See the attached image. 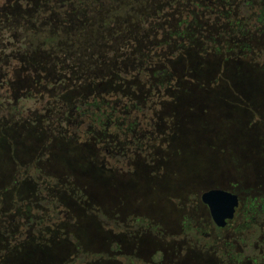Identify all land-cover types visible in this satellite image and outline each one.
<instances>
[{"label":"trees","instance_id":"obj_1","mask_svg":"<svg viewBox=\"0 0 264 264\" xmlns=\"http://www.w3.org/2000/svg\"><path fill=\"white\" fill-rule=\"evenodd\" d=\"M261 28L264 0H0L2 116L41 117L42 155L70 176L78 169L114 177L91 155L130 168L126 158L132 146L141 149L154 111L180 89L174 62L205 61ZM27 169L47 177L36 161Z\"/></svg>","mask_w":264,"mask_h":264},{"label":"rangeland","instance_id":"obj_2","mask_svg":"<svg viewBox=\"0 0 264 264\" xmlns=\"http://www.w3.org/2000/svg\"><path fill=\"white\" fill-rule=\"evenodd\" d=\"M261 30L263 32L259 30L251 36L231 40L228 51L220 54L210 52L205 56V61L188 56L174 62L180 89L171 95L170 93L165 95L160 107L157 106L158 108L154 111L152 133L155 136L150 143L153 151L150 153L151 158L143 157L146 154L142 152L141 155L135 157L129 169L120 168L118 170L110 165L107 166L101 152L95 154L96 156L91 155L93 160L96 159L95 157H100L99 160H102L106 169L108 167L114 169V177L111 178L107 173H103L102 176L94 173L85 174L78 169L73 170L74 173L70 176L68 172L62 171L65 169L64 164L60 161L49 160L50 155H42L48 138L45 135L46 128L43 126L44 122L41 117L35 121L33 117L18 114L9 117L2 116V50H0V264L4 256L2 251L15 240L17 235V228L14 225L19 223V220L25 219L24 215L19 217L20 211L23 210L24 213L25 207L34 203L33 212L45 214L43 208L41 210V207L36 206L38 205L35 203L37 192L34 191L44 182L52 189L84 190L88 198L97 202L99 207L101 206L99 209L103 207L104 211L99 210L100 215L108 218L107 216L117 215L115 205H123L136 188L140 193L135 196L136 200L140 199L139 205L143 207L141 193L146 191L144 187L149 181H158L161 188L168 192L173 190L171 200L175 205L176 203L179 205V210L183 215L190 218L195 217L197 210L198 221H206L204 210L195 206L197 198L195 190L202 188V184L199 183L198 186L196 182L203 179L202 182L205 185L236 188L238 178L235 175L237 176V169L240 165L238 156L246 163L256 158L252 149L258 139L264 138V28ZM243 43H249L250 50L243 52L237 48ZM188 70L190 73L185 76ZM203 101L211 105L202 104ZM24 104L27 109L35 108L32 102L28 101ZM47 115L48 113L42 117L49 120ZM206 119L210 124L208 127H203V121ZM240 124L247 129L245 132L247 143L241 151L236 144L234 134V132L237 134ZM229 133L232 138L229 137ZM196 139L198 140L195 157L198 158H193L191 148ZM210 142L212 145L209 146ZM81 154L86 161L90 157L86 149ZM194 159H197L199 163L194 164ZM30 160L36 161L43 170H47L45 172L50 178L55 179L52 180L51 185L49 181L33 177L34 172L27 169V165L32 164ZM70 163L72 166V161ZM249 172L250 167L244 170V173L248 175ZM258 173L261 171L255 174ZM249 182L250 180H244L243 186L247 187ZM255 188L260 189V186L255 185ZM254 192L256 194L260 192L263 195L255 194L251 198L264 199V190ZM59 197L58 202L63 204L62 201L65 200L64 204L68 202L77 210H74L77 214L73 216V222L70 223L75 227H71V232L67 234V238L69 234L71 237L70 240L66 239L70 245L63 243L66 238H63L62 234L64 229H60L61 233L55 230L53 235L50 232L52 228H43V232L40 233L41 241L43 238L45 241L47 235H53L51 238H54L56 242L54 248L48 250L33 247L32 251L36 257L26 256L27 259L25 258L22 264H48L50 260H53L54 264H112V262L116 264V260L120 263L123 261L125 264L128 259L143 262L141 258H136L130 253L131 237L122 234L126 231L116 232L112 227L110 228L111 223L100 220V217L95 214L99 213L93 211L95 208L88 211L81 203L75 204L73 195L62 192ZM120 199L126 201L120 202ZM134 199L131 201L133 204L136 203ZM247 199H243V202H247ZM33 212L28 211V214ZM56 214L62 215L59 211ZM79 214L82 216L78 219ZM26 219L30 218L27 216ZM110 220L113 221V218ZM126 220L123 222L125 225L129 224ZM43 221H47L45 216H43ZM93 223L100 226L102 231L99 232L94 228ZM239 224L240 221L236 220L232 230ZM123 226L122 229L127 228ZM229 233L232 234V231ZM261 234L257 235L261 237ZM111 235H118L120 239L118 245L113 243L114 237ZM114 245L119 248L120 256L117 259L114 254L109 256L107 254ZM77 250L84 252L85 255L74 258L73 254ZM14 256L15 254L12 255ZM11 259L9 257L5 262L18 264V258Z\"/></svg>","mask_w":264,"mask_h":264},{"label":"flooded vegetation","instance_id":"obj_3","mask_svg":"<svg viewBox=\"0 0 264 264\" xmlns=\"http://www.w3.org/2000/svg\"><path fill=\"white\" fill-rule=\"evenodd\" d=\"M202 104H207V106L211 105V103H206L204 101ZM219 114L221 115V113ZM225 118L229 119V117ZM203 123V127H208L210 124L207 122V119L204 120ZM239 126L240 127L237 128V134L235 132L234 134L236 135V144L239 146L241 151L243 150L241 148L246 146L247 143L245 138V132L247 129H245L242 124ZM152 129L153 125L146 126L143 133L144 141L141 145V149L139 145L132 146V150H130L129 156L126 158L129 165L134 163L135 157L139 154L141 155L142 152L146 154V156L143 157L148 158L151 156L150 153L153 151L150 143L155 136V134L152 133ZM229 137L232 138L230 133ZM197 140L198 139L193 142L191 148L193 158H198L195 157ZM202 141L203 140H201V142ZM208 145H212V142ZM252 151L256 154L257 159L252 158L248 163L243 160L241 161L238 156L240 165L239 169H237V176L235 175V177L238 178L236 188L229 189L224 186H211L210 184L205 185V183L202 182L203 179L199 180L198 178L199 181L196 182V184L198 186L199 183L202 184V188H196L197 190H195L197 197L195 199V206L196 208L200 207L204 210L206 221H198L197 210L195 217L191 216L190 218L183 215L179 210V205H177V203L175 205L171 200L173 190L172 192L166 191V189L160 187L158 181H149V183H147L144 187L146 191L141 193V199L144 202L143 207H140L141 205H139L140 199L137 198L138 200H136L135 197L140 194L137 188L135 189L136 192L134 191L130 194L127 201L120 199V202L123 200L126 202L123 205H115V213H117V215L113 217L107 216L108 220H106V222H110V228L112 227V229L116 232H121L122 230L126 231L122 232V234L123 236L127 235L128 237H131L130 253L136 258H141L143 260L142 262L136 260L131 261V259H128L125 264H264V199L261 197L251 198L256 194L254 191L264 190V138L256 141L255 147ZM207 152L209 153V150ZM123 161H125V159H123ZM117 162L122 161L117 160ZM30 163H33V160H30ZM193 163L198 164L199 162L197 159H194ZM254 163L257 164L255 165ZM118 164L119 163H116V168ZM30 165L31 164H28L27 166ZM249 167L250 172L248 175V173H244V170ZM259 170L261 173L256 175L255 173ZM45 174L49 177L47 173ZM47 177L37 176L36 179L41 178L44 181H49L51 185L54 178L49 179ZM244 180H250L247 186L248 188L243 186ZM46 185L47 183L44 182L43 185H40L39 188H35L34 190L37 192V202L35 203L38 205L36 206L41 207V210L43 208V210H45V214L43 212L40 214L37 211L34 213L32 210L34 203L32 205H27L24 213L22 212L23 210L20 211L19 217L24 215L25 219L19 220V223L17 222L16 225H14V227L17 228V235L15 240L10 242V245L2 251V255L4 254V256H2V264H7V259H9V257L11 259L13 254H15V256L12 257V259L18 258V264H22V261L26 258V256H35L34 251H32L33 247L48 250L53 249L56 242L54 241V238L51 237L54 235L55 230L58 233H61L60 229L67 231L66 234L64 230V232H62L63 238L66 237L64 238L63 243L68 246L70 245V242L67 240H70L71 237L69 234V237L67 238V234L71 232V227L73 226L70 224L73 222L71 218L73 219V216H76L77 210L68 202L64 204V202H66L65 200L62 201L63 204L59 202V205L56 206L57 204L55 201L60 199L59 196H61L62 192H64V194L68 193L69 195H73L75 198L73 202L75 204L81 203L85 207V210L89 211L95 208L93 210L95 212L99 213V210L104 211L103 207L102 209H99L101 206L99 207L97 202H94L92 199L87 197L84 190H78L76 188L52 189L49 188V185V187ZM255 185H259L260 189L255 188ZM209 190L227 191L236 195L238 198V206L235 208L233 218L231 220H227L226 224L222 227H218L214 223L208 206L201 200V195ZM256 195L263 194L258 192ZM245 198L250 199H247V202L244 203L243 199ZM133 199L136 201L135 204L131 202ZM57 208H59V210H57ZM60 208L62 209V212L66 213L62 224L60 222L63 215L58 216L55 211L57 210L60 212ZM28 211H32L33 213L28 214ZM95 214L99 216L100 213ZM27 216L30 219H26ZM43 216L47 218V221H43ZM81 216L82 214H79L77 218L79 219ZM111 218H113V221L110 220ZM125 220L129 222V224H123ZM236 220L240 221V224L232 230L233 224ZM122 226L126 229H122ZM43 228H52L50 229V232L53 233L52 236L46 234L47 237L45 238V241L44 238L43 241H41L40 236V233L44 230ZM94 228H96L99 232L102 231L100 226L96 224H94ZM261 228L262 230H260ZM231 231L232 234L229 233ZM257 234H261V237ZM111 237H114L113 243L115 242V244L118 245L120 241L118 235H111ZM258 239H260V241L257 242ZM31 245L32 247H29ZM77 246L79 245L77 244ZM114 247L111 251L107 252V254L108 256L110 254H114V257L117 259L120 256L119 248L115 245ZM27 249L29 250L26 251ZM82 253L84 254V252ZM73 255L76 259L80 257V255H78V250L75 251ZM5 260L7 261L5 262ZM48 264H54L53 260H50ZM112 264L114 263L112 262ZM116 264H123V261L120 263L116 260Z\"/></svg>","mask_w":264,"mask_h":264},{"label":"water","instance_id":"obj_4","mask_svg":"<svg viewBox=\"0 0 264 264\" xmlns=\"http://www.w3.org/2000/svg\"><path fill=\"white\" fill-rule=\"evenodd\" d=\"M201 200L208 206L211 218L218 227L233 218L238 206L237 196L223 190H209L201 195Z\"/></svg>","mask_w":264,"mask_h":264}]
</instances>
